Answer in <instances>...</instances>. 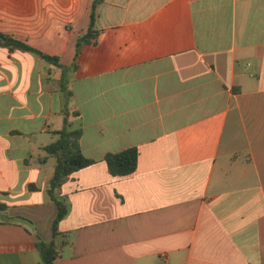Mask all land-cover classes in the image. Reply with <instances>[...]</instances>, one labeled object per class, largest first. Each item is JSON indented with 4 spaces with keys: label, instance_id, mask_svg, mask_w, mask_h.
Wrapping results in <instances>:
<instances>
[{
    "label": "crops",
    "instance_id": "0c3cea01",
    "mask_svg": "<svg viewBox=\"0 0 264 264\" xmlns=\"http://www.w3.org/2000/svg\"><path fill=\"white\" fill-rule=\"evenodd\" d=\"M0 33L56 58L0 43V264H42L39 238L54 264H264V0H0ZM66 120L97 163L54 237Z\"/></svg>",
    "mask_w": 264,
    "mask_h": 264
},
{
    "label": "trees",
    "instance_id": "16d2710c",
    "mask_svg": "<svg viewBox=\"0 0 264 264\" xmlns=\"http://www.w3.org/2000/svg\"><path fill=\"white\" fill-rule=\"evenodd\" d=\"M95 36L92 24L88 33L80 38L78 47L85 43H90V40ZM0 43L8 47L11 51L34 52L47 61H56V58L48 56L30 45L2 33H0ZM69 94L71 93L69 92ZM67 116H70V114L67 113ZM55 134L59 136L58 140L44 148L46 156L40 159L42 164L47 163L50 157L56 159L54 174L48 189V193L57 207V215L53 221L54 237L59 235V224L70 211L68 201L56 197V190L60 189L64 182L75 173L97 163V160L88 158L83 154L81 148L82 131L70 129L67 125V120L64 128L55 132ZM103 161L106 162L112 176H129L138 168L139 150L136 147H132L120 152H109L103 157ZM30 189L36 191L37 187L30 185ZM6 209L7 206L0 202V211H5ZM36 247L40 252L42 264H54L58 258L55 241L44 242L39 238Z\"/></svg>",
    "mask_w": 264,
    "mask_h": 264
}]
</instances>
